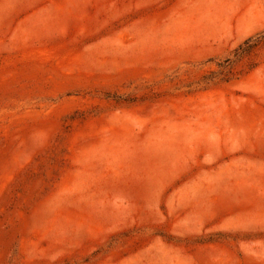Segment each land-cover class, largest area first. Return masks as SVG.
<instances>
[{
    "label": "rangeland",
    "instance_id": "374dc122",
    "mask_svg": "<svg viewBox=\"0 0 264 264\" xmlns=\"http://www.w3.org/2000/svg\"><path fill=\"white\" fill-rule=\"evenodd\" d=\"M0 264H264V0H0Z\"/></svg>",
    "mask_w": 264,
    "mask_h": 264
}]
</instances>
